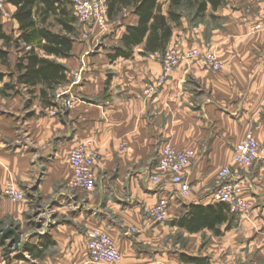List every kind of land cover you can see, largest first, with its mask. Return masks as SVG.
Instances as JSON below:
<instances>
[{
	"label": "crops",
	"instance_id": "1",
	"mask_svg": "<svg viewBox=\"0 0 264 264\" xmlns=\"http://www.w3.org/2000/svg\"><path fill=\"white\" fill-rule=\"evenodd\" d=\"M262 19L264 0H222L216 9L208 6L203 16H183L168 47L211 50L222 69L181 63L150 96L144 95L145 85L163 73L154 53L138 46L127 59L112 58L114 47L122 46L125 26H136L138 18L128 12L121 21L109 22L107 32L78 22L71 56L55 59L67 68L66 83L55 94L70 92L71 109L52 115L55 106L42 105L37 89L31 101L22 88L19 95L0 93V219L22 223L32 210L31 200L18 203L4 196L12 183L23 192L35 185L36 202L53 223L44 236L30 240L37 247L45 243L41 257L31 258L34 264H85L87 234L93 230L112 238L124 264H144L138 246L163 245L178 232L190 253L205 244L200 254L208 264L212 252L264 264V159L250 168L233 163L234 149L248 132L264 148V32L251 29ZM19 35L13 20V37ZM82 145L100 154L90 193L69 187V154ZM166 147L194 152L185 172L187 197L178 195L168 176L159 188L149 184ZM226 167L241 184L248 216L237 217L228 231L222 225L220 236L207 229L189 233L179 228L176 222L189 206L213 204L216 176ZM162 194L168 215L156 224L144 211ZM130 228L135 231L123 235Z\"/></svg>",
	"mask_w": 264,
	"mask_h": 264
},
{
	"label": "trees",
	"instance_id": "2",
	"mask_svg": "<svg viewBox=\"0 0 264 264\" xmlns=\"http://www.w3.org/2000/svg\"><path fill=\"white\" fill-rule=\"evenodd\" d=\"M8 3L14 8L12 19L17 23L20 35L14 38L5 33L0 24V67L5 69L0 71V82L5 78L10 81L3 83L0 93L5 97L19 95L22 88L31 101L36 98L37 89L39 102L47 108L54 107L56 90L66 83L67 73V68L55 59L71 56L78 21L73 11L60 0H8ZM221 3L222 0H107L109 22L121 21L128 12L138 18L136 26H125L122 46L114 47L112 58L127 59L138 46L143 47L144 53L164 52L183 16H203L208 6L216 9ZM50 18L58 26L57 32L48 24ZM10 48L20 53L14 64L9 58ZM236 218L225 204L191 205L176 225L189 233L207 229L220 236V227L226 225L225 231L230 230ZM10 239L11 236L6 238ZM0 246L4 247V240L0 239ZM44 248L45 243L38 247L23 244L22 254L13 259L24 260L23 253L39 259ZM11 253L5 249L3 255L7 258ZM180 261L208 264L206 258L186 255H181Z\"/></svg>",
	"mask_w": 264,
	"mask_h": 264
},
{
	"label": "built area",
	"instance_id": "3",
	"mask_svg": "<svg viewBox=\"0 0 264 264\" xmlns=\"http://www.w3.org/2000/svg\"><path fill=\"white\" fill-rule=\"evenodd\" d=\"M70 9L73 11L79 24L85 28L96 26L98 30L107 32L108 28V8L107 0H71ZM0 12H2V0H0ZM252 32L264 31V19L252 25ZM156 61L162 68V76L154 83H147L144 87V95L154 94L164 85L169 75L181 64L197 61L210 71L219 72L222 69L221 62L211 50H201L194 48L182 50L171 47L164 52L153 54ZM79 75L75 78L78 79ZM73 107V97L70 92L56 95L55 108L51 114L56 115L57 109L61 111L69 110ZM121 149L125 145L120 146ZM194 159L192 150L178 151L170 147L164 148L156 161L157 173L149 178L152 188H159L162 185V177L168 176L167 181L177 186L178 195L187 197L190 193V186L185 179V172L190 167ZM264 159V148L248 132L244 139L236 145L233 152V163L241 168H250L259 160ZM100 161V154L87 146L73 148L69 154V164L72 170V178L69 187L84 193H90L95 187V167ZM240 182L232 179L230 168L221 169L215 179V189L212 193L213 204H225L231 214L237 217H247L250 213V205L239 195ZM4 196L14 202L22 203L26 200V194L18 190L12 183L8 184L4 190ZM168 200L163 194L158 198L153 207L145 208V216L148 220L162 224L168 215ZM135 230L130 228L123 232V235H130ZM264 246V233L263 240ZM88 260L85 264H120L121 258L116 249L115 243L106 233L93 230L87 234ZM0 264H26L19 260L2 259Z\"/></svg>",
	"mask_w": 264,
	"mask_h": 264
},
{
	"label": "rangeland",
	"instance_id": "4",
	"mask_svg": "<svg viewBox=\"0 0 264 264\" xmlns=\"http://www.w3.org/2000/svg\"><path fill=\"white\" fill-rule=\"evenodd\" d=\"M60 1L64 3L66 6H68V8H70L71 0H60ZM9 5L10 4L8 3V0H2V12H0V22L2 23L5 32L13 36V19H12L13 7ZM48 24H50L51 29L54 32H57L59 30L58 26L55 25L52 18L48 20ZM18 55H20V53H17L13 48H10L9 58L12 64L16 61ZM1 70L5 71L3 67L1 68ZM5 82H10V81L8 79H5ZM34 187L35 185L33 186V188L28 189L29 192L24 189L25 190L24 193L26 194L25 202L31 200L30 204L32 210L29 215H26L22 223L14 222L9 218L0 219V233L6 230L7 228H12L20 236L18 249H15L12 240L13 234L10 233L5 238H0L1 240H4V247H2V254L0 252L1 259L13 260V258L16 255L22 254L21 247L23 244L33 245L30 242L31 239L36 237V235L44 236V234L50 229V227L53 226L52 221L50 219L45 218L46 217L44 211L45 207L39 205L38 200L36 202V197L34 196V189H35ZM8 236H11L10 240H6ZM169 240H172L171 241L172 243H169L168 242ZM175 243L178 244V246H176ZM204 245L205 244L202 243L200 248L196 250V252L190 253L186 249L185 239L181 237L180 233L178 232L174 236L172 235L167 236L166 241L164 242L163 245L161 244L140 245L138 246V252L139 255H142V260H144L145 262L144 264H184L183 262L180 261L181 255L188 256L187 254H193L196 255L197 257H202L200 251L201 248L204 247ZM5 249L12 252L11 254L8 255L7 258L3 255ZM139 255H137V257H139ZM207 256H209L208 259L209 264H252V262H248L247 258L243 260L240 255H239L240 258L239 257L237 258L234 253H230V252L228 254H223V255L222 254L217 255L215 252H212ZM224 256H227V258H223ZM23 257L24 260H21L23 263L34 264L27 253H23ZM121 264L124 263L122 262Z\"/></svg>",
	"mask_w": 264,
	"mask_h": 264
},
{
	"label": "water",
	"instance_id": "5",
	"mask_svg": "<svg viewBox=\"0 0 264 264\" xmlns=\"http://www.w3.org/2000/svg\"><path fill=\"white\" fill-rule=\"evenodd\" d=\"M13 234V243L15 246V249H18L19 247V241H20V236L14 231L12 228H7L3 232L0 233V238H5L8 234Z\"/></svg>",
	"mask_w": 264,
	"mask_h": 264
}]
</instances>
